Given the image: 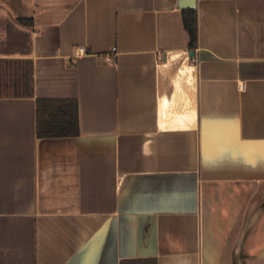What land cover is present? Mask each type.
Returning <instances> with one entry per match:
<instances>
[{
  "label": "crops",
  "instance_id": "0c3cea01",
  "mask_svg": "<svg viewBox=\"0 0 264 264\" xmlns=\"http://www.w3.org/2000/svg\"><path fill=\"white\" fill-rule=\"evenodd\" d=\"M0 264H264V0H0Z\"/></svg>",
  "mask_w": 264,
  "mask_h": 264
},
{
  "label": "trees",
  "instance_id": "16d2710c",
  "mask_svg": "<svg viewBox=\"0 0 264 264\" xmlns=\"http://www.w3.org/2000/svg\"><path fill=\"white\" fill-rule=\"evenodd\" d=\"M182 19L185 29L189 34V47L196 46V12L194 9H183ZM23 20V19H21ZM39 101L41 104H39ZM37 105L38 133L40 136H77L78 106L74 99H41ZM41 116L44 119L41 121ZM43 122V124H42ZM42 125L40 127L39 125Z\"/></svg>",
  "mask_w": 264,
  "mask_h": 264
},
{
  "label": "built area",
  "instance_id": "2783aa9c",
  "mask_svg": "<svg viewBox=\"0 0 264 264\" xmlns=\"http://www.w3.org/2000/svg\"><path fill=\"white\" fill-rule=\"evenodd\" d=\"M79 50H80L81 52H84V49H83V48H79ZM107 60H111V57H110V56H107Z\"/></svg>",
  "mask_w": 264,
  "mask_h": 264
},
{
  "label": "water",
  "instance_id": "95a60500",
  "mask_svg": "<svg viewBox=\"0 0 264 264\" xmlns=\"http://www.w3.org/2000/svg\"><path fill=\"white\" fill-rule=\"evenodd\" d=\"M190 54H194V53L191 52Z\"/></svg>",
  "mask_w": 264,
  "mask_h": 264
}]
</instances>
